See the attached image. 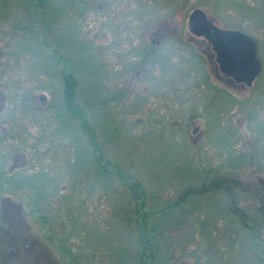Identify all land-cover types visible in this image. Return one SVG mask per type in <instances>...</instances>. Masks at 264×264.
Wrapping results in <instances>:
<instances>
[{"label": "rangeland", "instance_id": "1", "mask_svg": "<svg viewBox=\"0 0 264 264\" xmlns=\"http://www.w3.org/2000/svg\"><path fill=\"white\" fill-rule=\"evenodd\" d=\"M65 1L29 13L0 0V264H136L141 237L155 241L149 264H264V227L249 251L222 215L229 202L254 216L264 198V0ZM195 7L256 39L251 87L215 70L188 31ZM71 60L82 114L84 94L103 97L87 118L97 167L90 128L53 108ZM215 86L233 96L214 101Z\"/></svg>", "mask_w": 264, "mask_h": 264}, {"label": "trees", "instance_id": "2", "mask_svg": "<svg viewBox=\"0 0 264 264\" xmlns=\"http://www.w3.org/2000/svg\"><path fill=\"white\" fill-rule=\"evenodd\" d=\"M28 1L30 3V5L28 6V8H29L28 10H29V13H32V12L35 11L34 9L36 7H40V8L43 7L49 0H28ZM69 1H71V0L65 1V4L63 6H68L70 4ZM62 2H64V1H61V3ZM69 66H71V72L62 75V82H63L62 95L64 96L65 106L64 105H62V106L59 105L58 106V104H57V105H53V108H54V110H55V112H56V114L58 116L64 117V114H67V118L68 119L70 118V120L74 119V118L75 119L77 118L79 120V122H80L79 126L82 128V131L85 133V131L89 127L88 126L89 123H88V119L87 118L92 117L94 119V117H93L94 115H93L91 107L93 106L94 103H97V102L99 103V102L103 101V97L101 96V94H97V93H93L89 97L84 94V96H82V100L86 103V105L89 106V110L86 113V116L83 115L82 112H81V106H80L81 103L78 100V95H79L78 81H79V79L76 78V76H75L76 74L74 73L76 71L74 60H71V62L69 63ZM86 87L87 86H85V92H86ZM214 89H215V93L217 95V96H213L214 97V101H216L217 99H220L221 101L224 102V100H228L227 99L228 97L233 96L232 94L227 93V91H225L223 89H220V88H218L216 86L214 87ZM220 93H222V95H218ZM205 99H207V101H209L211 98L206 97ZM99 105H101V104L99 103ZM59 107H60V111L57 112ZM215 124L218 125L219 123L217 122ZM89 128H90V131L88 133V141H89V145L91 146L92 152H93V157H92V154H91V156L89 158V161L91 160V163H94L95 165L96 164H99V165L102 164L103 165V162H101V160L104 157V155H103V153L100 152V149H99L100 145L95 140L94 129L92 128V126L89 127ZM215 134L217 135L218 133L216 132ZM222 138L225 139L226 135L224 134ZM223 142L225 143L227 141L225 140ZM228 156L230 158V161H235V162H238V163H242L241 161H245V158H246V155L243 154V152H229ZM91 163H89V164H91ZM96 167H97V165H96ZM98 172H99L100 175H102V174L103 175H107L108 174V173H106V171L98 170ZM116 173H118V172H116ZM118 174H120L119 175L120 178L122 176H124V173H122V172L118 173ZM226 179H227V177L225 179H221V180L219 179V180L221 182H224V181H226ZM26 181H28V182H26ZM37 181H38V179L37 180H33L32 182H37ZM23 182H26V183L29 184L28 177H26V180H24ZM212 183L215 184L216 191H218L220 189H223V191H224L225 187L221 186L220 182H218V180L217 181L214 180V182H212ZM12 185H16V183H12ZM128 186H129V189L132 192L133 196L134 197H138L137 196V194H138L137 191H139V192L141 191V188L138 186V184L137 183L136 184L131 183ZM194 191L196 192L197 189H194ZM196 193L199 194L201 192L199 191V192H196ZM234 194L236 195V192H234ZM189 195H191V194L188 193L186 195V197H189ZM230 199L231 198L228 197V201H230ZM228 205H229V202L226 205L225 209L222 211V215H226L228 222H236V223H241L243 225L245 218H244L242 210L241 211L239 210L240 209L239 206L237 205V209H238L237 210V209L232 208V207H230ZM241 212H242V214H241ZM261 217H263V216L261 215ZM262 225H263L262 227H264V224H262ZM248 230H252V229L248 228ZM247 234H248V236H247L248 240L245 239V241H244L246 249H248L249 251H252L255 248L261 250L260 249V246L262 244L261 243V239L259 237H257V236L255 238L254 235H253V232H251V231H250V233H247ZM140 241L142 243V251H141L140 255L137 257L138 262L136 264H149V259L152 256V255H150V257H149V253L151 254L152 249L155 247L154 246V242L155 241L149 242L150 241L149 238H147L145 240L142 237H141Z\"/></svg>", "mask_w": 264, "mask_h": 264}, {"label": "water", "instance_id": "3", "mask_svg": "<svg viewBox=\"0 0 264 264\" xmlns=\"http://www.w3.org/2000/svg\"><path fill=\"white\" fill-rule=\"evenodd\" d=\"M187 27L193 36L210 44L215 70L242 87L252 86L262 68L255 38L239 29L217 25L200 7L188 14Z\"/></svg>", "mask_w": 264, "mask_h": 264}, {"label": "flooded vegetation", "instance_id": "4", "mask_svg": "<svg viewBox=\"0 0 264 264\" xmlns=\"http://www.w3.org/2000/svg\"><path fill=\"white\" fill-rule=\"evenodd\" d=\"M258 77V76H257ZM230 79V78H229ZM257 79V78H256ZM243 192H239V197L242 196ZM261 195H259L260 197ZM264 198L263 197H260L258 199H255V203H256V210L255 211V215L254 216H251L250 214H248L247 212L245 213L244 211V208L239 206V210L243 212V215H244V223L243 225L245 226L246 230L249 229H252V230H248V233L253 232V235L254 237L256 238L259 237L261 239V235H260V231H261V226L262 225V222L261 223H258V219H261L263 220L264 219V208H263V204H264ZM4 210H5V207H4ZM241 212V214H242ZM261 215L263 217H261ZM258 216V217H257ZM242 217V216H241ZM243 218V217H242ZM9 247V246H8ZM257 248H255L254 250H256ZM12 254H16V251H11Z\"/></svg>", "mask_w": 264, "mask_h": 264}]
</instances>
